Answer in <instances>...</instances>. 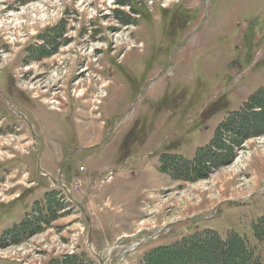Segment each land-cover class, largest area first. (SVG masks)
I'll return each instance as SVG.
<instances>
[{"label":"rangeland","instance_id":"1","mask_svg":"<svg viewBox=\"0 0 264 264\" xmlns=\"http://www.w3.org/2000/svg\"><path fill=\"white\" fill-rule=\"evenodd\" d=\"M262 89L264 0H0V190L9 178L15 186L0 197V264L65 257L100 264L80 208L58 189L51 190L62 201L47 218L59 219L49 229L22 241L4 236L38 208L43 218L40 192L51 180L67 183L70 170L78 174L75 192L84 189L87 198L124 184L139 187L146 200L150 190L163 191L154 195L162 205L145 220L138 211L139 227L128 236L168 235L150 239L132 264L206 230L223 239L236 231L264 264V244L253 234L264 214V135L246 140L228 165L199 182L118 173L91 192L139 158L159 170L161 153L192 161ZM33 181L31 192L24 189ZM18 193L23 198L13 200ZM121 223L131 226V219ZM96 231L92 226V238Z\"/></svg>","mask_w":264,"mask_h":264},{"label":"trees","instance_id":"2","mask_svg":"<svg viewBox=\"0 0 264 264\" xmlns=\"http://www.w3.org/2000/svg\"><path fill=\"white\" fill-rule=\"evenodd\" d=\"M234 114L233 120L223 123L215 132L217 143L212 142L207 147L199 148L192 161L177 154H163L160 158V171L169 175L173 180L195 183L207 178L212 169L229 163L237 153L238 149L236 150V148L241 147L250 138L264 135V89L252 95L245 107ZM215 146L218 150L216 148L212 150ZM56 197L55 193L46 195L47 214L43 218L36 215L34 218L27 217L16 228L8 231L6 236L13 237L14 241H22L41 232L42 224H50L47 216L51 215L52 204ZM39 211L38 208L37 213ZM253 234L264 244V214L255 223ZM230 235V238L228 236L223 239L211 230L196 233L171 246L159 247L146 253L143 263L263 264V261L256 257L255 250L249 247L244 236L239 235L236 231ZM208 242L216 243L217 248H214L216 244L205 245ZM51 264L70 263L63 260L61 262L53 261Z\"/></svg>","mask_w":264,"mask_h":264},{"label":"crops","instance_id":"3","mask_svg":"<svg viewBox=\"0 0 264 264\" xmlns=\"http://www.w3.org/2000/svg\"><path fill=\"white\" fill-rule=\"evenodd\" d=\"M95 121L96 120H93V123H95ZM102 148L105 149L104 146ZM98 155H103V153L102 154L99 153L94 157H97ZM145 159L146 158L137 159L138 162L137 163L135 162L136 166H132L128 168L129 171H124L122 173L124 175L126 174L127 176L131 174L132 176L136 175V177L137 175H141L143 178L150 176H153L155 178H158L160 176L162 177L163 174L159 172V168L156 169L154 167V164H152V162L149 160V158L146 161H144ZM153 159H155V157ZM72 174L73 173H70L69 171L70 176H67L70 181H72L75 177H78V175L71 176ZM83 177L85 178L87 177V175L84 174ZM129 181L130 179L127 178L123 182L127 183ZM128 185L129 184L117 185V186L114 185L113 188L109 189V191L108 190L104 191L103 188L102 196L101 198L98 199H96V196H94L93 194L89 198H87V192L84 189H82L81 192L78 193L79 195L77 194L78 197L76 195L73 197L74 199L73 203L79 206L81 211H83V214L81 213V215L90 217L91 225L94 226L95 229L97 230L96 232L98 233V236L92 238L91 243L93 244V246L94 245L99 246L98 247L99 250L105 247L107 244L116 241L121 236L134 234L137 228L139 227L138 226L139 222L135 226V223L137 222L139 217H136L134 219L133 217H135L140 213L138 211H141L140 215L142 216V219L147 217L149 218V215L147 214L146 211L147 210L149 211V209H152L154 207L157 208V206L162 205V202L156 200L157 198L154 196L157 194L160 196V194L163 192L160 189L150 190V194L153 195L150 198L152 200H146V199H142L141 195H139V189H140L139 187H136V185L133 186H128ZM123 186H127V187L120 189V187ZM100 203H103V205H100ZM223 206L228 207V205L226 204ZM118 208H120L119 211L117 210ZM133 208H135L136 211L134 210L129 211V209H133ZM115 210L116 212H120L119 215L121 216V218L117 219L116 216L117 213H114ZM229 210H231V207L229 208ZM144 213H146V215ZM225 214L226 213H224V215ZM129 219H131V226L121 223V220L123 222H127ZM204 223L205 222L199 223V225H203ZM213 225L214 224L209 223L207 226L214 228ZM183 232L184 231H182V233Z\"/></svg>","mask_w":264,"mask_h":264},{"label":"built area","instance_id":"4","mask_svg":"<svg viewBox=\"0 0 264 264\" xmlns=\"http://www.w3.org/2000/svg\"><path fill=\"white\" fill-rule=\"evenodd\" d=\"M122 247L120 245H115L113 246L109 251H108V256H109V262L112 263L113 261V257L114 256V252L116 250H119L121 249ZM124 253H127V251H125ZM119 256V254L116 255V257ZM125 260V257L124 256H121L120 259L116 262V264H120L122 261Z\"/></svg>","mask_w":264,"mask_h":264},{"label":"bare ground","instance_id":"5","mask_svg":"<svg viewBox=\"0 0 264 264\" xmlns=\"http://www.w3.org/2000/svg\"><path fill=\"white\" fill-rule=\"evenodd\" d=\"M33 9H35V8H33ZM39 79H40V75H39V76H37V77H35V78H33V80H32V81H34V82H37Z\"/></svg>","mask_w":264,"mask_h":264}]
</instances>
